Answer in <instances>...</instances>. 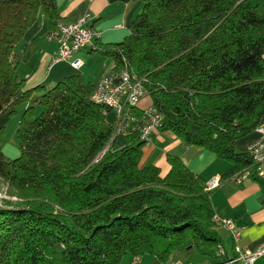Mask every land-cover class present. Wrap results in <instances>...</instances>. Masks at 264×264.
<instances>
[{
	"label": "trees",
	"instance_id": "obj_1",
	"mask_svg": "<svg viewBox=\"0 0 264 264\" xmlns=\"http://www.w3.org/2000/svg\"><path fill=\"white\" fill-rule=\"evenodd\" d=\"M142 2L125 41L97 51L144 78L160 131L228 162L227 178L246 170L255 178L251 156L236 143L264 127V4ZM41 15L54 30L56 0H0V117L33 98L41 108L33 117L30 105L20 118L17 158L6 159L0 143V192L13 198L0 199V264L168 261L190 245L222 248L201 175L173 152L165 176L140 167L147 107L133 109L124 135L91 100L96 84L80 75L25 89L18 46Z\"/></svg>",
	"mask_w": 264,
	"mask_h": 264
},
{
	"label": "crops",
	"instance_id": "obj_2",
	"mask_svg": "<svg viewBox=\"0 0 264 264\" xmlns=\"http://www.w3.org/2000/svg\"><path fill=\"white\" fill-rule=\"evenodd\" d=\"M56 2L61 22H72L84 15L91 17L90 27L99 32V37L94 42L95 49L81 50L74 56L72 60L79 59L83 62L80 70L72 67L71 60L54 63L59 46L48 41V21L41 15L18 46L21 54L19 74L25 82L26 90L38 86L50 89L65 78L80 74L93 61L94 55L102 56L97 50L125 41L130 35L129 26L143 9L142 0H56ZM92 63L96 67L92 73H88L94 80L90 84H97L110 70L105 75L96 74L98 68L105 64L97 61ZM107 120L112 124L114 116L107 115ZM258 138L259 134L256 132L237 141V150L247 152L248 146ZM170 152L178 154L185 166L201 175L206 183L212 180L219 181V186L211 190L216 220H234L240 238L236 242L231 232L218 224L216 227L222 240L224 255L219 253V248L200 252L190 245L182 248L168 261H161L152 256L137 258L126 255L120 264H225L238 258L242 249L254 250L264 244V181L255 174L259 181L251 175L240 184L234 183L231 178H227L231 168L228 162L218 159L205 148L187 145L171 132L163 131H156L151 135L149 143L143 148L140 167L156 166L160 169L161 175L165 176L171 169L167 161ZM257 264H264V256Z\"/></svg>",
	"mask_w": 264,
	"mask_h": 264
},
{
	"label": "built area",
	"instance_id": "obj_3",
	"mask_svg": "<svg viewBox=\"0 0 264 264\" xmlns=\"http://www.w3.org/2000/svg\"><path fill=\"white\" fill-rule=\"evenodd\" d=\"M91 17L84 15L72 22H60L54 30L47 34L49 42L58 44L59 49L54 58V63L70 61L75 70H80L83 66L82 60H72L81 50L94 48L95 39L99 37V32L93 30L90 25ZM148 92L145 80L127 64L118 68L113 63L107 76L102 78L95 87L91 100L110 112L114 116L112 123L117 133L127 134L129 127L136 120L133 117V109L140 105L146 98ZM144 125L141 129V140L149 143L151 135L160 131L162 126V115L158 110L149 106L144 111ZM259 138L247 148L251 156L253 167L259 179L264 181V127L257 130ZM251 176V172L246 170L231 178L234 183L240 184ZM219 186L218 180H212L206 184L207 190L211 191ZM217 221V220H216ZM219 226L229 230L237 242L240 232L232 219L217 221ZM219 253L224 255L223 248H219ZM264 256V244L259 245L254 250L244 248L236 259L229 260L225 264H257L258 260Z\"/></svg>",
	"mask_w": 264,
	"mask_h": 264
},
{
	"label": "rangeland",
	"instance_id": "obj_4",
	"mask_svg": "<svg viewBox=\"0 0 264 264\" xmlns=\"http://www.w3.org/2000/svg\"><path fill=\"white\" fill-rule=\"evenodd\" d=\"M250 1L254 5L264 4V0H250ZM111 60H112L111 58L108 59L100 56L99 54L94 55V59L92 62L96 63L97 61L102 63V65L105 64L104 66H100L98 68V72L96 74L105 75L106 73H108V71L113 67V62ZM92 62H90L89 65L84 70H82L80 74H78L81 75L83 82L87 85L90 84V82H94V80L88 75V73L89 72L92 73L96 67ZM149 103H150L149 99H144L140 103V106L144 108L149 107L150 106L148 105ZM30 105L34 107L33 117L38 116L40 114L41 108L38 105L37 99L33 98L27 103H23L20 104L19 106H16L14 114L11 115L6 114L0 117V128L4 127L2 129L3 133L0 143H1L2 151L4 152V155L8 160H13L20 155L17 130L19 127L20 118L24 115L25 110ZM0 199H8L13 201V198L7 195L6 189H4L2 193L0 192Z\"/></svg>",
	"mask_w": 264,
	"mask_h": 264
}]
</instances>
